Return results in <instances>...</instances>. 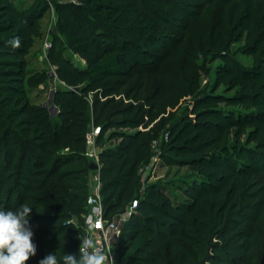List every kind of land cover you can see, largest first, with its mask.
<instances>
[{"label": "trees", "instance_id": "trees-1", "mask_svg": "<svg viewBox=\"0 0 264 264\" xmlns=\"http://www.w3.org/2000/svg\"><path fill=\"white\" fill-rule=\"evenodd\" d=\"M47 1L33 0L21 8L14 0H0V207L16 209L24 203L33 207L29 225L37 251L25 264H38L50 251L62 264L65 252H78L88 198L89 91L98 89L105 97L109 90L128 86L126 99L136 98L135 87L142 92L151 78L156 81V95L145 94L112 108L113 99H92L99 109L94 121L100 122L96 144L101 147L99 178L105 216L124 211L138 198L136 211L120 222L115 264H122L133 244L126 260L139 264H264V251L256 260L258 243L264 240V188L257 177L264 175V3L235 0L234 13L239 18L234 25L198 43V49L205 48V53L227 64L222 67L224 78L242 83L234 95L212 92L199 100L206 104L221 100L244 111L229 113L231 119L221 109L207 107L195 111V121L179 119L170 127L168 139L161 144V159L204 173L199 182L188 185L189 200L176 204L159 183L144 186L141 180L140 168L153 154L149 133H125L120 128L149 124L152 109L164 97L161 77L171 72L182 32L202 4L217 0H201L202 4L194 0H49L63 38L54 37L46 58L66 86H57L53 93L54 114L31 95L36 91L38 97L48 86L50 68L29 72L26 67ZM226 7L222 8L225 25ZM242 26L246 30L243 52L256 58V64L248 68L239 66L227 50L233 32ZM65 47L79 54L85 67H76L65 55ZM232 126L239 134L252 126L248 140L254 145L228 144L227 130ZM110 128L122 141L102 147ZM192 234L215 238L208 244L210 252H203L199 261L184 245Z\"/></svg>", "mask_w": 264, "mask_h": 264}, {"label": "rangeland", "instance_id": "rangeland-1", "mask_svg": "<svg viewBox=\"0 0 264 264\" xmlns=\"http://www.w3.org/2000/svg\"><path fill=\"white\" fill-rule=\"evenodd\" d=\"M14 1L17 6L21 8H25L33 2V0ZM194 1L201 4L203 2H201V0ZM229 1L230 0H217L213 3L202 4L201 7H199L198 16H195V18L191 20L190 23H188V29H186L185 32H182L181 46L179 47L175 61L173 62L172 69L170 70L171 72L165 77H161V81H163V85L165 87L164 97L160 98L158 103L152 109L153 116L149 124L146 127L138 126L136 128H120V130L124 131L125 133H134L137 130L149 133L148 135L151 139L150 142L152 149L153 143L156 141L155 148L153 149L156 150L153 151L147 166L144 167V170L140 172L141 180H143L144 186L147 183H159L161 190L169 197L172 203L179 204L182 201H188V185L195 183V181L199 182L202 179L201 177L204 175V173L189 168L188 165L165 163L160 156L162 141L165 142L168 139V137H164V134L168 132L170 127L176 123V121H179V119H183V121L188 119L195 121V119H197V114L195 112L196 110L198 111L209 107L216 110L221 109L228 114L232 112L235 115L238 111H244V107L242 106L237 104L229 105L225 101L221 100L213 104H206L203 103L205 101L199 100L200 97L206 93L209 94L213 92L215 94L230 96L242 89V83H235L233 80L223 77L222 67L227 64L225 62L223 63L220 57L210 53H205V48H202L201 50L198 49V43L200 41L206 43L210 35L215 36V34H218V32L223 29L224 26L227 27L229 24L234 25V21L239 18V16L234 13L236 1ZM47 2L48 8L45 11L44 16L39 20V33L33 45V53L29 56L30 59L28 65L26 66L29 72L41 70L43 68H54L53 66L49 65L46 58L51 46L45 48L44 43L49 41L52 44L54 37L57 36L63 38V36L60 35V28L57 24V14L55 12L54 5L49 2V0ZM257 3L262 4L264 3V0H258ZM223 6H228L226 7V11L228 12L229 16L228 20L226 21V25L222 22ZM171 32H173L172 29ZM176 34L181 35V32L178 31ZM245 38L246 30L244 27L242 26L241 28L236 29L233 32L232 39L229 40L227 50L230 54V57H232V59L236 61L239 66L248 68L256 64V58H253L252 55L243 52L246 46ZM203 43L202 46L204 45ZM65 48L64 53L70 58L72 63L75 64L77 59L82 58L79 54L71 52V50H69L67 47ZM54 81H56L54 82L55 84L48 82V86L43 88L38 97L36 96V91H33L31 95L32 97H36L35 100L37 103L44 104V102L48 100L51 88L57 87L59 85L61 87H66L61 81H59L56 75ZM138 83L139 81H136V85ZM156 87V81L151 78L145 82V88L142 92L137 91V87H135L133 94L136 95L138 100L144 98L145 94L156 95L159 93L158 90H156ZM127 88L128 86L124 88L120 87L117 90H109L105 97L98 89L89 91L88 99L91 105L89 113V129L92 127L98 128L100 124V122L95 123L94 121L95 115L99 113V109L98 106L95 107L92 105V99L94 100V97H98L99 102L103 101L105 98L113 99L115 103L111 104V108L112 106L115 105L116 107V105L121 103L122 105L128 104L136 98L132 97L131 99H126L124 92ZM50 112L51 114H54L56 111L52 110ZM105 113L106 112H103L102 115H105ZM227 117L232 119L233 115L229 114ZM151 126H153V129L149 130ZM251 129H253L252 126H247L244 132L239 134L235 126L230 127L229 130H227V143L230 145H243L249 147L253 146V142L248 140V133ZM112 132V128L105 132L102 147H113L122 141L121 137L116 136L115 133ZM100 148L101 147L97 145V151H99ZM91 171L92 169H89L87 173L88 196L90 194L89 175L92 173ZM257 177H259L264 188V175L259 173ZM261 235H264V230L262 229ZM198 237L199 236L194 235L191 237L190 241L184 239V245L186 246L185 248L188 249L189 254L193 253L196 255L195 259H197V261L201 259L203 252L205 253L206 250L207 252H210V247H208L209 242L215 241L214 236H211L209 240L206 239V236H202L201 238ZM197 243L199 244L197 247H195V244ZM134 247L135 245L133 244L132 247L127 251L123 258L122 264H139V261L126 260L127 255L132 252ZM263 251L264 240H261L260 243H258V253L256 256L257 261H259Z\"/></svg>", "mask_w": 264, "mask_h": 264}, {"label": "clouds", "instance_id": "clouds-1", "mask_svg": "<svg viewBox=\"0 0 264 264\" xmlns=\"http://www.w3.org/2000/svg\"><path fill=\"white\" fill-rule=\"evenodd\" d=\"M32 209L28 203L16 209L0 207V264H25L37 246L29 225ZM38 264H61L55 251L39 259ZM62 264H108L106 254L91 235L85 236L76 254L64 253Z\"/></svg>", "mask_w": 264, "mask_h": 264}, {"label": "built area", "instance_id": "built-area-1", "mask_svg": "<svg viewBox=\"0 0 264 264\" xmlns=\"http://www.w3.org/2000/svg\"><path fill=\"white\" fill-rule=\"evenodd\" d=\"M51 43L47 41L44 43V47L48 48ZM52 69V68H51ZM54 70V68L52 69ZM55 75V72H54ZM56 87L51 88L48 100L41 104V106L47 107L50 111H56V107L52 101L53 93ZM141 126V125H140ZM98 129L95 127L90 128L86 135V156L89 161H93L97 164L96 169H92V173L89 175L90 180V194L88 196L87 211L82 215L80 228L82 230V236L80 244L85 236L91 235L96 241L97 246L106 254L108 264H115L114 255L117 245V238L120 231V222L125 219L130 213L135 212L138 205V198H133L130 204L124 211L117 212L111 216H105L104 207L102 203V197L100 194V178H99V158L96 144V136ZM164 137H168V133L164 134ZM156 141L153 143V149L155 148ZM156 150V149H155ZM153 150V151H155ZM140 168V172L144 170ZM91 178V179H90ZM144 186L140 187V193L143 192ZM79 249V248H78Z\"/></svg>", "mask_w": 264, "mask_h": 264}, {"label": "water", "instance_id": "water-1", "mask_svg": "<svg viewBox=\"0 0 264 264\" xmlns=\"http://www.w3.org/2000/svg\"><path fill=\"white\" fill-rule=\"evenodd\" d=\"M47 74H48V82L49 83H53L54 82V78H55L54 71L53 70H49ZM88 168L89 169H96L97 168V164L90 160V161H88Z\"/></svg>", "mask_w": 264, "mask_h": 264}, {"label": "crops", "instance_id": "crops-1", "mask_svg": "<svg viewBox=\"0 0 264 264\" xmlns=\"http://www.w3.org/2000/svg\"><path fill=\"white\" fill-rule=\"evenodd\" d=\"M77 58V57H76ZM74 64V63H73ZM78 68L85 67V61L82 58L77 59L76 63L74 64ZM51 69V68H50ZM53 69V68H52ZM56 75V74H55ZM60 81V80H59ZM56 82V81H54ZM55 84V83H54Z\"/></svg>", "mask_w": 264, "mask_h": 264}, {"label": "bare ground", "instance_id": "bare-ground-1", "mask_svg": "<svg viewBox=\"0 0 264 264\" xmlns=\"http://www.w3.org/2000/svg\"><path fill=\"white\" fill-rule=\"evenodd\" d=\"M54 71V70H53ZM55 72V71H54ZM55 79V78H54ZM51 84H54V82L53 83H51Z\"/></svg>", "mask_w": 264, "mask_h": 264}]
</instances>
